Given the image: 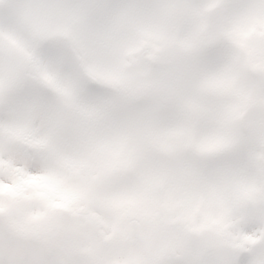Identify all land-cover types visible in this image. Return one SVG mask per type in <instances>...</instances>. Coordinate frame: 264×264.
Here are the masks:
<instances>
[{
    "label": "snow or ice",
    "instance_id": "6c2138e0",
    "mask_svg": "<svg viewBox=\"0 0 264 264\" xmlns=\"http://www.w3.org/2000/svg\"><path fill=\"white\" fill-rule=\"evenodd\" d=\"M0 264H264V0H0Z\"/></svg>",
    "mask_w": 264,
    "mask_h": 264
}]
</instances>
